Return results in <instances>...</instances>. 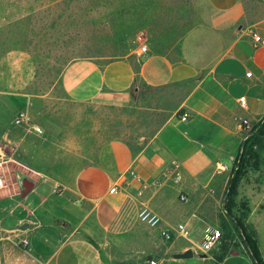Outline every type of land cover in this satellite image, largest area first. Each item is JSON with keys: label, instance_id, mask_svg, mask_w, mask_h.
<instances>
[{"label": "crops", "instance_id": "0c3cea01", "mask_svg": "<svg viewBox=\"0 0 264 264\" xmlns=\"http://www.w3.org/2000/svg\"><path fill=\"white\" fill-rule=\"evenodd\" d=\"M207 1L215 19L190 40L191 59L149 51L146 59L137 53L105 65L79 59L64 67L60 84L69 100L143 110L155 129L142 142L117 137L103 142L64 183L37 173L42 178L26 182L34 184L27 195L26 183L22 193H8L4 226L21 239L22 247L17 260L10 257L6 264H144L153 259L211 264L202 236L217 225L216 205L241 124L264 117V45L253 40V34L264 40V11L246 0ZM254 1L264 7V0ZM35 78V63L26 52L10 51L0 58V87L6 92L25 95ZM148 89L162 93L147 97ZM4 137L11 141L8 133ZM180 195L188 200L182 202ZM145 207L162 219L158 227L139 219ZM25 224L28 228L20 229ZM179 224L200 242L188 237L186 245L178 247L174 241L172 249L196 255L154 256L150 243L160 241L150 235L176 233ZM219 264L254 262L237 252Z\"/></svg>", "mask_w": 264, "mask_h": 264}, {"label": "rangeland", "instance_id": "374dc122", "mask_svg": "<svg viewBox=\"0 0 264 264\" xmlns=\"http://www.w3.org/2000/svg\"><path fill=\"white\" fill-rule=\"evenodd\" d=\"M246 2L264 11L254 0ZM214 19L207 0H0V58L10 51H23L36 67V78L25 95L0 87V151L4 154L0 264L10 257L16 261L22 247L21 239L4 226L10 203H3V198L8 193H22L24 183L42 178L37 173L64 183L94 157L103 142L115 137L142 142L155 129L153 119L143 110L69 100L60 84L64 67L79 59L105 65L139 53L144 45L150 53L190 58V40L199 37L195 33L206 30ZM145 93L156 98L162 91L148 89ZM18 112H26L43 134L16 125ZM242 124L216 205L217 225L210 226L223 235L222 246L203 250L211 264H217L215 258L222 249L227 254L251 255L242 226L255 232L264 262V117ZM6 133L11 141L4 137ZM236 180V192L231 193ZM156 232L150 235L160 241L150 243L154 256L176 255L171 247L174 241L178 247L187 244V238L177 232ZM190 238L200 242L195 235Z\"/></svg>", "mask_w": 264, "mask_h": 264}, {"label": "built area", "instance_id": "2783aa9c", "mask_svg": "<svg viewBox=\"0 0 264 264\" xmlns=\"http://www.w3.org/2000/svg\"><path fill=\"white\" fill-rule=\"evenodd\" d=\"M253 40L256 46L264 45V40L258 34H253ZM138 55L142 57L143 59H146L149 56L148 47L145 45L142 46L140 48ZM240 104L242 107H245V98H241ZM187 120L188 118L186 116L181 117V121L187 122ZM14 122L18 126L23 125V126L30 127L31 129L34 130L36 134H39V135L43 134V129L40 126L34 124L32 118L26 112H18L14 118ZM242 127H243V124H241V128ZM3 155L4 154L0 151V188L3 187V182H4L3 176H2V165L4 163ZM131 175L132 177L138 179V176L137 174H135V172H131ZM113 191L114 189L111 190V192ZM180 200L182 202H186L188 198L184 195H180ZM139 219L144 224L152 228L158 227L162 222V219L160 218L158 214H156L155 212H153L152 210L146 207L140 210ZM177 232L185 238L190 237V233L184 224L177 225ZM222 239H223V235L221 234V232H219L218 230H215L214 228L207 227L202 236V249L206 252H210L215 249H218L219 247L222 246ZM23 244L28 245V242L24 241ZM144 264H160V262L158 260L153 259V260H149L145 262Z\"/></svg>", "mask_w": 264, "mask_h": 264}, {"label": "trees", "instance_id": "16d2710c", "mask_svg": "<svg viewBox=\"0 0 264 264\" xmlns=\"http://www.w3.org/2000/svg\"><path fill=\"white\" fill-rule=\"evenodd\" d=\"M236 188H237V180L233 182V186L231 187V193H235L236 192ZM243 232L244 235L246 237L247 240V247L250 249L251 251V255L249 256L252 261L254 262V264H264L261 255H260V251L259 248L257 246V242L255 240V232L247 227H243ZM229 254H227L225 249H222V253H220V255L216 256L215 260L216 263L219 264L221 263L225 257H227Z\"/></svg>", "mask_w": 264, "mask_h": 264}, {"label": "water", "instance_id": "95a60500", "mask_svg": "<svg viewBox=\"0 0 264 264\" xmlns=\"http://www.w3.org/2000/svg\"><path fill=\"white\" fill-rule=\"evenodd\" d=\"M33 187H34L33 183H31V184L26 183L25 184V190L23 192V196L27 195L32 190ZM27 228H28V225L25 224L24 226H21L20 229L26 230ZM193 256H194L193 251L189 250V251L174 255V258H176V259H189V258H192Z\"/></svg>", "mask_w": 264, "mask_h": 264}]
</instances>
